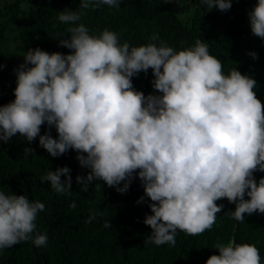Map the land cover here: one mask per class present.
<instances>
[{"label": "clouds", "instance_id": "obj_1", "mask_svg": "<svg viewBox=\"0 0 264 264\" xmlns=\"http://www.w3.org/2000/svg\"><path fill=\"white\" fill-rule=\"evenodd\" d=\"M200 2L206 10L232 7V0ZM120 3L81 0L79 7L119 8ZM82 14L65 9L58 20L72 25ZM248 17L252 34L264 40V0ZM67 32L70 39L59 43L69 54L39 47L25 52L24 63L14 70L15 99L0 106V141L19 133L29 142L39 137L52 157L76 151L89 171L76 177L85 192L101 180L120 195L131 182L142 186L151 201L152 214L144 219L152 229L147 242L157 246H174L178 231L197 236L212 229L224 208L216 201L223 198L235 204L226 215L238 222L244 223L245 214H264V105L254 91L255 79L236 68L225 74L222 61L200 39L176 50L163 42L131 47L121 44L116 32L105 29L95 36L84 24ZM249 55L257 59L256 53ZM149 69L159 94L145 96L132 78ZM45 123L55 127L57 138L40 135ZM70 171L67 166L48 170L42 182L49 181L58 194L68 193ZM44 208L25 195L0 191V250L30 240L46 245L48 237L36 224ZM214 248L219 255L206 264H261L255 245L230 240Z\"/></svg>", "mask_w": 264, "mask_h": 264}, {"label": "trees", "instance_id": "obj_2", "mask_svg": "<svg viewBox=\"0 0 264 264\" xmlns=\"http://www.w3.org/2000/svg\"><path fill=\"white\" fill-rule=\"evenodd\" d=\"M80 2L7 0L0 5V106L15 99L14 70L24 63L25 52L39 47L48 53L69 54L71 50L59 40L70 39L67 29L79 24L95 36L105 29L116 32L120 43L131 47L163 42L182 50L203 40L210 55L222 61L225 74L236 68L257 81L254 91L264 105V40L252 34L248 17L258 0H232L228 11L206 10L200 0H121L119 8L101 4L87 10L80 9ZM65 9L82 11L81 19L72 25L61 23L58 15ZM154 34L159 40L151 39ZM252 52L257 59L249 55ZM153 79L149 69L134 76L132 83L145 96L159 94L152 87ZM46 133L58 136L55 127L45 123L40 135ZM76 156V151L69 150L52 157L39 145V137L29 142L19 133L8 142L0 141V191L43 203L37 232L48 237L44 246L37 247L30 240L0 250V264H206L211 255H219L216 243L230 240L255 245L264 264V214H245L244 223L238 222L226 215L235 210V204L223 198L216 201L224 208L212 229L197 236L178 231L174 246H157L147 242L152 229L144 219L152 213L143 187L131 182L127 194L120 195L101 180L82 191L76 177L89 171ZM65 166L71 170V189L58 194L42 177L48 170ZM133 180L140 181L138 176ZM142 196L143 202L138 203ZM73 203L74 208L70 207Z\"/></svg>", "mask_w": 264, "mask_h": 264}, {"label": "rangeland", "instance_id": "obj_3", "mask_svg": "<svg viewBox=\"0 0 264 264\" xmlns=\"http://www.w3.org/2000/svg\"><path fill=\"white\" fill-rule=\"evenodd\" d=\"M7 0H0V5L3 4Z\"/></svg>", "mask_w": 264, "mask_h": 264}]
</instances>
